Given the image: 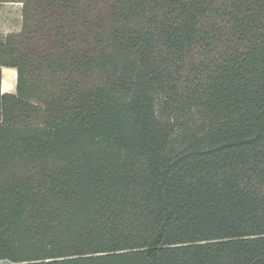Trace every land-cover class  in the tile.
I'll list each match as a JSON object with an SVG mask.
<instances>
[{
	"label": "trees",
	"instance_id": "trees-1",
	"mask_svg": "<svg viewBox=\"0 0 264 264\" xmlns=\"http://www.w3.org/2000/svg\"><path fill=\"white\" fill-rule=\"evenodd\" d=\"M2 1L0 264H264V0Z\"/></svg>",
	"mask_w": 264,
	"mask_h": 264
},
{
	"label": "rangeland",
	"instance_id": "rangeland-1",
	"mask_svg": "<svg viewBox=\"0 0 264 264\" xmlns=\"http://www.w3.org/2000/svg\"><path fill=\"white\" fill-rule=\"evenodd\" d=\"M17 27H20L18 33L21 32L23 27V2H19V1L10 2V1L0 0V38H5L6 35H8L11 31H14ZM11 33H17V32H11ZM30 44L36 45V44H40V42L31 41L28 43V45ZM26 45H27V41H26ZM43 45L44 42H41L40 46ZM10 83L12 84L11 85L12 88L11 87L10 88L13 89V80ZM3 84L5 87V81L3 82Z\"/></svg>",
	"mask_w": 264,
	"mask_h": 264
},
{
	"label": "crops",
	"instance_id": "crops-1",
	"mask_svg": "<svg viewBox=\"0 0 264 264\" xmlns=\"http://www.w3.org/2000/svg\"><path fill=\"white\" fill-rule=\"evenodd\" d=\"M19 30H20V27H17L14 31H11V32H18ZM7 72H12V74H14L13 89H6L4 87V84H3V82H4V76H5V74ZM16 82H17V71H16V69L9 68V67H3V71H2V92H14L15 91V88H16Z\"/></svg>",
	"mask_w": 264,
	"mask_h": 264
},
{
	"label": "bare ground",
	"instance_id": "bare-ground-1",
	"mask_svg": "<svg viewBox=\"0 0 264 264\" xmlns=\"http://www.w3.org/2000/svg\"><path fill=\"white\" fill-rule=\"evenodd\" d=\"M4 79H5L4 80L5 81V87L11 89L12 88V86H11L12 84L10 82H12V80L14 79V74H12V72H7L5 74V78Z\"/></svg>",
	"mask_w": 264,
	"mask_h": 264
}]
</instances>
